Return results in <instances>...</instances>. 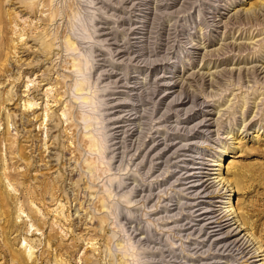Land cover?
I'll use <instances>...</instances> for the list:
<instances>
[{"label":"rangeland","instance_id":"1","mask_svg":"<svg viewBox=\"0 0 264 264\" xmlns=\"http://www.w3.org/2000/svg\"><path fill=\"white\" fill-rule=\"evenodd\" d=\"M259 1L0 0V264H250L248 254L226 250L238 236L218 242L226 234L213 236L197 216L225 209L228 199L264 245ZM79 60L81 72L71 67ZM82 78L92 104L75 93ZM64 80L59 106L56 82ZM186 93L199 99L173 106ZM72 102L106 146L101 161L83 148L80 160L71 153L64 129ZM88 117L76 139L88 133ZM220 155L223 178L234 180L231 163L245 174L230 195L218 183L192 187L202 167L204 180L216 177ZM90 158L91 172L82 168ZM28 160L32 186L57 188L38 205L25 203L36 222L14 200L15 174Z\"/></svg>","mask_w":264,"mask_h":264},{"label":"bare ground","instance_id":"2","mask_svg":"<svg viewBox=\"0 0 264 264\" xmlns=\"http://www.w3.org/2000/svg\"><path fill=\"white\" fill-rule=\"evenodd\" d=\"M28 4H29V7H33L34 6V3L33 2L28 3ZM259 4L260 5H264V1H262V0L259 1ZM251 8H252V6L249 9L242 8V9L236 10L235 12H239L240 15H241L242 12H245L246 13V12L250 11ZM235 17L233 19H235ZM236 18L238 19V17H236ZM22 36L23 35H19V37H21V38H22ZM65 40H66L67 48H69L71 51H75L76 50V48H75L76 42L75 41L73 42V41L69 40V38H66ZM4 45H5V42H3V43L1 42L0 43V51L3 50ZM47 48L49 50L48 53H53V52H51L52 51L51 47L47 46ZM81 64H82V61L81 60L75 61L71 67L72 68H75V69H77V71L81 72V69H82ZM255 68L257 69V67H255ZM0 72H6V71L0 69ZM254 74H256V72ZM197 75H200L201 78H202V80H203L205 78L204 75H206V74L197 73ZM208 75H209V73H208ZM65 80L63 82H61V81H57L56 82V86L58 84H60V86L55 91L54 101L56 103H58L59 106H62V103H63L62 98L65 95V93H62L61 90H59V89H60V87H64L67 84ZM86 88L87 87H86V84H85V80L82 78L81 81L75 87V93L80 94L81 97H82L81 98L82 100H87L89 102L91 101V104H92V103H94L92 101L94 99L91 100V97L90 96H88L87 94L85 95ZM184 95H185L184 100H182V101L177 100L176 102L173 103V106L174 105L175 106H184V104H185L184 101L186 99H188V101H190L191 99H196V100L199 99V96L194 95V94H191V96H189V94L186 93ZM87 101H85V102L87 103ZM74 104L75 103L72 102V103H69L66 106V111L68 112L67 116H68V119L70 121H69V124L64 129V132L67 134L66 138L68 140V143H70V144L71 143H74L73 144L74 145V148H73V150H71V153L74 154V157H75L76 160H80L81 157H82V155H81L82 153H81L80 148H83L84 150L89 151V153L90 152H97V155H99L98 156L99 158H97L96 160L99 161V159H100V161H101L103 159L101 155L105 154V148H106V146L105 145H101V143H100L101 141L99 142V139L96 137L97 135L96 136L94 135V131L92 130L93 124L90 122L91 121V118L89 119V117H88V116H90V114L86 115V117H88V121H87L88 123L85 125V129H89L88 133L87 134L80 135L79 138L76 139V132L78 130V127L80 126L79 125V121L82 120V119H83V121H85L87 118L85 117V115L82 116L78 112H75V110H74ZM26 105L28 106V109H30L29 107H31L30 105H33V102L28 98V99H26L24 101V107H25V109H27ZM66 111L64 112V114L66 113ZM193 115H196V114L194 113ZM74 116H75V119L73 118ZM96 120H98V119H96ZM97 124L99 125V123H97ZM118 127L116 126V127H114V129L115 128L117 129ZM103 131L107 133V131H105V130H103ZM69 132H70V134H69ZM133 134L134 133H132L130 136H132ZM101 139L103 140V138H101ZM232 139H234V138H232ZM105 140H106V137L104 138V141ZM234 140H236V139H234ZM227 150L228 149L222 151V155H225L227 153ZM15 155H16V159H18L17 162H16V167L17 168H20V167L23 166V163L22 162H24V157H25L24 156V148H22L21 146H18L16 148ZM222 155H220V157L217 158V160L213 162L214 165L217 166L216 169H218V172H216V177L214 176L215 177L214 179L216 181L214 179H212V181L213 180L215 181V182L212 183L211 178H208V180H204V178H205L204 175L207 172V168L202 167L201 168V169H203L202 172H199L201 174V177H200V179H198V181L200 182V184L199 183L198 184H193L192 187H194V188H198V187L199 188H201V187L203 188L204 187V191L207 192L208 191V188H210L212 186H215V184L218 183V185H221L222 184V186L227 189V192L230 195V192L233 189V188L230 189V187L232 186V184L234 183V185H238L239 184L238 183L239 182L238 180L239 179H243V177H244L245 174H244V171L243 170H241L239 167H236L234 165V163H231V167H229L226 170V174H230L234 178V180L228 181L227 178H225V177L223 178L222 177V173L219 170L220 167L223 166V164L221 163V160H222V157L221 156ZM96 160H95V158H93V159L92 158L87 159L86 161H84V162H86V165H83L82 168L83 169L86 168L90 172L91 171H94L95 170V164L97 163ZM24 167L26 168V170H25L24 173H21V172L17 171L16 174H15V178L13 177L14 178V187H15L14 191H15V193H17L14 196V200H15L16 205H17V211H19L21 213H24L25 212L24 211L25 209L28 210V208H27V206L25 204L26 202H30L29 204H32V205H38L39 204L38 203V200H40L39 202L43 201L46 194H51L52 196H54L56 194L55 191L57 190L56 184H54V183L53 184H51V183H43V184H41L38 187L32 186L33 184L32 185L30 184V181L31 180H29V177H28V174H27V173H30V170L32 168L31 161L28 160V162L25 164ZM212 167H213V165H212ZM195 174L196 173H193L192 177H188V178L189 179L190 178L193 179L194 176H195ZM202 176H204V178ZM88 180L89 181H93V179L90 178V177H89ZM207 181L209 183L208 184H205V183H207ZM214 194L215 193L211 194L210 196H213ZM217 195L218 196H222L223 194H221V192H219V193L216 194V196ZM229 195H228V198H229ZM38 197H39V199H37ZM227 202H229L230 205H227L225 207V209H224V207H220V210H218V211L206 210L207 208L204 207L205 208V211H203L197 217H200L199 220H201L202 222L203 221L206 222V224H205V230L206 231L207 230L210 231V234H213V236H215V235H221L223 233H224V235L226 234L225 237H222L220 239H216V240H218V242H223V241L224 242H226V241L228 242L230 240V237L231 236H238L237 238H235V240L233 242H231L229 244V246L227 247L226 250H228L232 246V248L235 249V251H240L241 254H246V255L248 254L249 255L248 256V262H250V264H256L255 262L258 263V261L261 264H264V245H263V243L251 231L252 228H248L247 227L248 225L244 224L241 221V219H240L241 216H239L240 214L236 211L238 209H235L232 206L231 202L228 201V199H227ZM96 203H98V202H96ZM99 204L101 206L100 209L104 208L105 203H104V199L103 198H101L99 200ZM197 206H200V205H197ZM28 212L30 213L31 218L33 216V221H35V222L38 221V218L36 217L35 212H33L31 209H29ZM101 222H105V221L102 219ZM32 226L33 225H31V227ZM90 241H91V239H90ZM25 262H26V258L25 259L24 258H21V259L15 261L13 263L14 264H16V263L23 264Z\"/></svg>","mask_w":264,"mask_h":264}]
</instances>
